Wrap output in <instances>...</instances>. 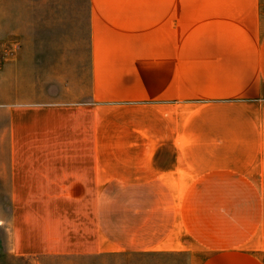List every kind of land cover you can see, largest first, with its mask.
Instances as JSON below:
<instances>
[{"label":"crops","instance_id":"1","mask_svg":"<svg viewBox=\"0 0 264 264\" xmlns=\"http://www.w3.org/2000/svg\"><path fill=\"white\" fill-rule=\"evenodd\" d=\"M87 3L89 96L3 108L0 177L13 202L92 201L95 236L51 204L17 212L13 251L264 264V0Z\"/></svg>","mask_w":264,"mask_h":264},{"label":"rangeland","instance_id":"2","mask_svg":"<svg viewBox=\"0 0 264 264\" xmlns=\"http://www.w3.org/2000/svg\"><path fill=\"white\" fill-rule=\"evenodd\" d=\"M18 1L25 0H0V130L8 124L3 108L81 102L90 91L87 0H64L71 8L51 6L56 0H37V7L19 8ZM1 161L0 153V166ZM2 181L0 177V264H193L187 251L99 252L92 244L77 254H19L11 247V229L19 224L17 212L21 216L26 212L31 226L35 211L43 212L45 207L49 211L51 204L64 215L62 219L71 216V223L81 222L84 213L89 233L82 238L94 239L93 202H79L73 216L74 202H13ZM20 222L24 223L22 217Z\"/></svg>","mask_w":264,"mask_h":264}]
</instances>
